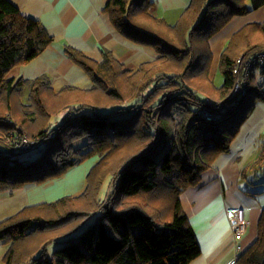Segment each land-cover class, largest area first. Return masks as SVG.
<instances>
[{
  "label": "trees",
  "instance_id": "trees-1",
  "mask_svg": "<svg viewBox=\"0 0 264 264\" xmlns=\"http://www.w3.org/2000/svg\"><path fill=\"white\" fill-rule=\"evenodd\" d=\"M153 5L110 0L106 11L123 37L154 48V61L126 71L109 51L95 63L68 48L93 87L56 93L47 77L16 84L9 78L53 38L39 21L0 0V192L44 183L99 157L82 194L0 222V243L9 246L4 264H191L201 256L181 195L229 152L262 98L253 75L251 94L236 105L232 68L243 55L264 50V23L249 24L229 40L219 63L222 86L210 78V41L264 0H191L174 25L155 16ZM202 108L221 119L207 121L198 114ZM18 134L39 146L28 150H41L38 158L19 159L28 151L11 142ZM254 165L264 168V146ZM88 222L78 239L50 252ZM238 257L237 264H264V210L255 242Z\"/></svg>",
  "mask_w": 264,
  "mask_h": 264
},
{
  "label": "crops",
  "instance_id": "crops-1",
  "mask_svg": "<svg viewBox=\"0 0 264 264\" xmlns=\"http://www.w3.org/2000/svg\"><path fill=\"white\" fill-rule=\"evenodd\" d=\"M27 18L39 21L52 43L31 62L13 69L9 78L34 82L47 77L50 88L58 93L65 88L90 90V76L68 55L67 49L81 52L95 63H102L107 51L113 53L124 70L134 71L154 61L158 55L153 47L123 37L113 26L106 11L110 0H9ZM151 12L174 25L191 0H150ZM264 23V5L248 14L235 17L210 41L213 61L218 68L222 51L229 40L249 24ZM218 64V67H217ZM217 67V68H216ZM214 72V71H213ZM219 74V73H218ZM215 78L217 77V75ZM264 76V74L260 73ZM210 78L215 82L212 71ZM260 91L250 116L239 134L212 167L201 176V182L181 195V205L197 236L201 256L191 264H231L238 254L250 247L258 236V223L264 210V168L255 167L264 146V77H254ZM28 87H25V95ZM59 117L56 124L64 121ZM86 144V143H85ZM84 144V145H85ZM93 165L80 164L65 174L40 184H31L14 192H0V222L25 208L55 203L66 197L82 194ZM242 209L247 219L244 235L235 241L227 212ZM237 245L240 247L238 252ZM9 246L0 243V264Z\"/></svg>",
  "mask_w": 264,
  "mask_h": 264
},
{
  "label": "built area",
  "instance_id": "built-area-1",
  "mask_svg": "<svg viewBox=\"0 0 264 264\" xmlns=\"http://www.w3.org/2000/svg\"><path fill=\"white\" fill-rule=\"evenodd\" d=\"M260 73L264 72V50L251 52L247 55H243L236 60L233 65L232 72L234 76V87L232 98H234L236 105H240L241 102L248 98L252 91V77L255 71ZM199 116L205 118L207 121L211 122L214 120L221 119V116L215 115L206 109L202 108L199 111ZM12 138V143L20 152H25L33 147H39L35 142L29 141L24 134H18ZM230 220L232 233L235 241H238L244 235L247 227V219L245 218L244 211L242 209L234 208L227 212ZM237 250L239 252L240 247L237 245ZM234 259L231 264H237L238 257Z\"/></svg>",
  "mask_w": 264,
  "mask_h": 264
},
{
  "label": "rangeland",
  "instance_id": "rangeland-1",
  "mask_svg": "<svg viewBox=\"0 0 264 264\" xmlns=\"http://www.w3.org/2000/svg\"><path fill=\"white\" fill-rule=\"evenodd\" d=\"M218 64H217V67H218ZM211 71H212V74H213V77L214 78H215L216 74L219 73L214 80H215V84L217 86H222L224 79H223V75L220 72V70L217 73L218 68H217V71H216V69L214 70V68L211 67ZM253 75L256 76L257 78L264 77L263 75L260 74V72L258 70L255 71L253 73ZM26 98H27V94L24 96V101L26 100ZM82 146L83 145L81 143H79V145L77 147L78 148H81ZM40 154H41V150L34 149V150H31V151H28V152H25V153L21 154L19 156V159H21V160H27V159L28 160H34V159L38 158L40 156ZM87 162H88V164L91 163L93 165V158L87 159L82 164H86ZM70 197H72V196H70ZM74 197H76V196H74ZM90 224H91V222H88L87 224L83 225L77 232H75V233H73L71 235L65 236V237L61 238L60 240H58L57 242H54L50 246V252H53V251L61 248L62 246H64L66 244V242H67L68 239H71V238L74 239V240L78 239L88 229V227L90 226Z\"/></svg>",
  "mask_w": 264,
  "mask_h": 264
}]
</instances>
